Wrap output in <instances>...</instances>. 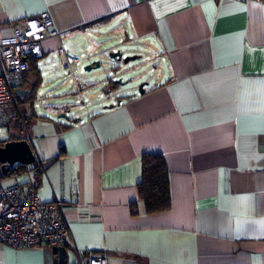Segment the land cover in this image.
Returning a JSON list of instances; mask_svg holds the SVG:
<instances>
[{
    "label": "crops",
    "instance_id": "obj_1",
    "mask_svg": "<svg viewBox=\"0 0 264 264\" xmlns=\"http://www.w3.org/2000/svg\"><path fill=\"white\" fill-rule=\"evenodd\" d=\"M43 13L58 31L41 41L43 56L58 54L55 72L77 70L79 52L93 62L118 40L148 47L157 69L142 93L130 87L99 100L101 89L80 81L76 93L97 102L75 107L63 101L68 92L30 101L21 114L28 137L0 135V144L30 143L44 165L39 198L64 199L68 241L106 264H264V0H0V27ZM59 49L78 63L64 68ZM34 59L23 99L56 75L52 59L44 73ZM5 114L1 128L15 135L18 118ZM143 153L165 161L164 210L147 212L139 197ZM19 173L0 170L2 183L24 184ZM55 258L49 245L0 242V264ZM74 260L67 247L62 264Z\"/></svg>",
    "mask_w": 264,
    "mask_h": 264
},
{
    "label": "built area",
    "instance_id": "obj_2",
    "mask_svg": "<svg viewBox=\"0 0 264 264\" xmlns=\"http://www.w3.org/2000/svg\"><path fill=\"white\" fill-rule=\"evenodd\" d=\"M8 28L9 32H4L0 27V128L6 120L5 107L12 102L17 104L15 88L20 86L23 74L30 68L28 56H43L41 41L58 34L51 17L44 13L11 20ZM58 53L64 68L71 69L79 61L77 56L63 49ZM35 160L44 170L40 159L35 157ZM33 163L25 165L24 184H3L0 174V242L15 248L63 245L73 251L74 264H106L103 255L83 254L68 241L64 199L55 197L42 201L39 198Z\"/></svg>",
    "mask_w": 264,
    "mask_h": 264
},
{
    "label": "rangeland",
    "instance_id": "obj_3",
    "mask_svg": "<svg viewBox=\"0 0 264 264\" xmlns=\"http://www.w3.org/2000/svg\"><path fill=\"white\" fill-rule=\"evenodd\" d=\"M66 46V45H65ZM116 49H119L122 53V57L129 54L128 52L134 51L131 54H138V57L132 60H129L128 62L124 63L122 59L120 61L114 60L110 54L109 51L106 50V48L103 49L101 53L97 54V59L100 60V65L96 68H92L90 70H85L83 61L86 57L85 51L84 54L81 55L79 52L77 55L79 57H82L84 59H80L81 61L77 65V70H74L72 72H68V70L65 69H57V72H55L56 65L59 62L58 54L56 52H51L47 56H41L36 59H34V64H36L37 67H40L41 71L44 73L45 68L47 67V63L50 62L49 58L52 59V62H54V72L56 75L54 76V79L48 80L50 82L47 83V77L42 79L43 86L40 88L39 92H36L35 97H27L25 99H17V104L14 102L10 103L5 107V109L10 108V110L13 111L15 114L14 119L20 118L21 114H25L27 103L30 101L34 102V105L36 103H40L41 101H46L48 95H55L53 98L57 100L58 95L66 93V99L63 101H68V103L75 105V107H82L81 101L83 100L84 104H92L98 101L105 96H110L111 93H106L105 89L108 88V86H115V92H123L125 89H129L130 87H135L137 89L138 84L141 81H145L147 79H151V77L154 75V72L157 70L156 66L153 62V54L152 51L145 46L136 47V45H131L129 41H120L118 40L117 43L114 46V49L111 51H114ZM50 56V57H49ZM85 56V57H84ZM30 57V56H28ZM49 57V58H47ZM87 58V57H86ZM118 65V69H112L113 66ZM99 71V73H98ZM142 71H145L144 74L139 75ZM97 73V74H96ZM112 77L113 84L108 82L106 80V77ZM82 81L87 85H90L93 90H96L98 88L101 89V93L98 94V98H95L93 101L86 98V94H77L76 88L79 82ZM53 84H55L56 87H53ZM112 96V95H111ZM110 96V97H111ZM84 106V105H83ZM70 111H74V107L70 109ZM63 112V111H61ZM60 112V113H61ZM69 112V111H68ZM26 115V114H25ZM68 115V113H66ZM26 122H28V116H26ZM28 124V123H27ZM23 128H21L19 125H15V128H11L10 131H14L15 135L9 134L8 130L4 127L0 130V135L3 138L11 139L13 137H19L23 134L28 137L27 133V127H25L24 124ZM30 138V137H29ZM28 138V139H29ZM20 174V179H22L25 175L23 173ZM68 258L69 263L73 259V254L71 251H68Z\"/></svg>",
    "mask_w": 264,
    "mask_h": 264
},
{
    "label": "water",
    "instance_id": "obj_4",
    "mask_svg": "<svg viewBox=\"0 0 264 264\" xmlns=\"http://www.w3.org/2000/svg\"><path fill=\"white\" fill-rule=\"evenodd\" d=\"M110 56L114 60L122 61L124 63L128 62L129 60L135 59L138 57V54H127L124 57H122V53L119 49H116L114 51H109ZM100 65V60H94L91 63H88L84 65L85 70H90L92 68H96ZM112 69L117 70L118 65H115L112 67ZM99 73V72H98ZM97 74V73H96ZM106 80H108L111 85L113 84L112 77L107 76ZM146 84V81H141L137 86V91L139 93L144 92V85ZM115 86H108L107 89H105L106 93H111L112 95H116L117 92H115ZM31 89L28 87H21L18 86L15 88V94L18 98L23 99L25 94L27 92H30ZM120 102V98L116 99V102H110L108 103L107 107H111L116 103ZM59 116H63L68 119V115H66V112L59 113ZM35 153L32 150V147L28 140L26 139H12V140H6L3 144H0V170L1 172H8L11 168L16 167L19 164H30L35 161ZM52 252L56 254V258L54 259V264H62L66 262V248L63 245L59 246H52Z\"/></svg>",
    "mask_w": 264,
    "mask_h": 264
},
{
    "label": "trees",
    "instance_id": "obj_5",
    "mask_svg": "<svg viewBox=\"0 0 264 264\" xmlns=\"http://www.w3.org/2000/svg\"><path fill=\"white\" fill-rule=\"evenodd\" d=\"M17 123L23 128L22 124H26L23 115L18 118ZM33 165L35 166V169L40 168L37 160L34 161ZM21 168L24 171L25 165L19 164L16 167L11 168L9 171ZM138 190L139 197L147 212L160 211L169 207L170 194L168 170L160 153H143L142 177L138 182Z\"/></svg>",
    "mask_w": 264,
    "mask_h": 264
},
{
    "label": "flooded vegetation",
    "instance_id": "obj_6",
    "mask_svg": "<svg viewBox=\"0 0 264 264\" xmlns=\"http://www.w3.org/2000/svg\"><path fill=\"white\" fill-rule=\"evenodd\" d=\"M118 98V97H117Z\"/></svg>",
    "mask_w": 264,
    "mask_h": 264
}]
</instances>
